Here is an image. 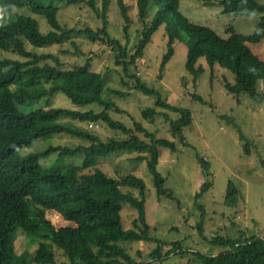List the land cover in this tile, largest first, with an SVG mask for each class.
<instances>
[{"label":"trees","instance_id":"16d2710c","mask_svg":"<svg viewBox=\"0 0 264 264\" xmlns=\"http://www.w3.org/2000/svg\"><path fill=\"white\" fill-rule=\"evenodd\" d=\"M96 1L0 0V8L4 9L3 19H0V264H30V252L21 255L16 252L19 230H23L27 236L44 238L39 242L35 255L42 263H56L52 254L55 247L69 257L71 264H155L154 261L161 264L175 252L182 256L192 255L188 264H195L192 259H196L197 264H264V237L259 236L247 239L214 237L211 242L225 247L223 252L216 255L187 250L180 242L170 243L172 248L166 255L162 253L160 245L142 261L127 252L123 241L160 242L152 235V226L147 219V186L141 177L133 173L125 174L120 179L108 175L96 167L98 157L126 150L147 153L133 160H147L157 193L161 197H172L173 191L165 187L166 177L158 170L159 151L161 146L173 151L178 146L169 139H156L140 123L134 129L114 119L108 110L115 106V102L108 93L130 95L131 92H117L107 87L106 77L96 70V66L93 67L95 56L99 57L101 52L93 50L92 56L84 59L86 53L73 39L83 36L90 42L108 47L115 54L120 73L132 80L133 88L158 97L156 106L166 110L162 114L169 121L172 134L182 139L183 129L192 125V111L170 104L158 90L141 79L138 71V63L152 34L165 25L169 36L161 75L174 54V41L180 40L187 44L185 67L194 80L204 71V67L198 65V60L205 58L211 67L218 65L235 75L234 82H225L229 93L257 97L260 94L258 82H264V58L254 52L252 45L264 41V3L258 0L220 1L224 13L235 16L261 15L255 31L243 34L237 32L234 25L220 33L209 25L190 21L180 11V0H137L140 17L146 16L151 1L157 5L158 11L145 24L137 50L130 54L127 47L108 31L111 0H103L101 10L97 8ZM62 3L85 4L95 10L103 26L97 31L89 26H64L59 19V5ZM119 7L129 22L121 0ZM36 15L45 20V25H49L48 30L42 29ZM66 41H71L76 48L69 56L74 58L73 63L67 64L58 55L38 51ZM28 45L32 49H28ZM2 52L10 53L13 57L4 56ZM65 75H71L68 77L71 88L56 85ZM60 92L74 103L104 104L106 109L81 112L65 107H32L40 99ZM158 113L161 112L155 107L143 110L145 117H154ZM172 113L177 117L172 118ZM74 120L93 125L109 123L116 131L127 136L105 141L87 129L76 127ZM139 132H145L151 140L142 139ZM59 133L89 139L92 144L75 149L52 145L38 152L24 153L39 139ZM240 139L246 140V137L240 133ZM249 143L245 145L246 152H249ZM54 152H59L62 157L83 153V164L70 163L48 168L42 161ZM198 158L205 174L209 175L210 163L202 157ZM212 184L211 180L202 183L196 199H201ZM123 186L138 188L139 195H135L131 189L124 191ZM238 191L231 180L226 194L228 204L236 203ZM125 206L134 211L131 228H125L123 224ZM200 209L204 212L202 205ZM198 227L201 230L200 224Z\"/></svg>","mask_w":264,"mask_h":264},{"label":"rangeland","instance_id":"374dc122","mask_svg":"<svg viewBox=\"0 0 264 264\" xmlns=\"http://www.w3.org/2000/svg\"><path fill=\"white\" fill-rule=\"evenodd\" d=\"M221 0H180V11L190 21L206 24L220 33H224L229 26H235L237 32L243 34L253 33L261 19L260 14H245L235 16L224 13ZM264 3V0H258ZM130 19L127 22L120 10L119 0H111L108 11V31L126 46L129 53L137 50V45L143 37L145 24L150 22L158 11L157 5L150 2L144 18L139 16L137 0H121ZM97 8L102 9L103 0L96 1ZM59 19L66 27L83 28L92 27L96 31L103 26L95 10L89 9L85 4L59 5ZM21 13L24 10L17 9ZM15 12V11H14ZM43 30H48L45 20L36 15ZM83 36L74 37L80 49L84 50V59L92 56L91 51L101 52L95 56L93 67L106 77V86L117 92H131L122 95L110 91L108 96L114 98L115 106L109 113L115 120L124 123L129 128L137 129V123L143 129L154 135L156 139H169L174 141L178 148L161 146L158 170L166 177L165 187L173 191V196H160L149 170L148 161H135L133 158L147 153L135 150L118 151L105 157H98L96 167L101 168L108 175L120 179L125 174L133 173L141 177L147 186L146 212L148 222L152 226V235L157 241H123L122 245L136 260L142 261L152 251L162 245V253L172 248L170 243L180 242L187 250L200 251L216 255L225 250L221 244L211 242L214 237L247 239L252 236L264 237V82L259 80L257 97L245 93L233 95L228 92L225 82L235 81V75L218 65L211 67L205 58L198 60V65L204 67L199 78L194 80L192 74L186 70L188 47L183 41L173 43L174 54L166 63L164 73L161 75L163 57L168 49L169 36L165 25L159 27L151 36L145 47L142 58L138 63L141 79L151 88L158 90L170 104L189 108L192 111V125L185 127L180 136L172 134L171 126L162 112V107L156 106L158 97L145 94L133 88V82L120 73V66L115 62V54L106 46L88 41ZM28 49H32L28 45ZM255 53L264 58V41L253 44ZM71 41L63 44H54L38 51L52 53L61 57L67 64L73 63L74 58L69 56L75 52ZM71 51V52H68ZM4 56L13 57L12 54L2 52ZM60 78L56 85L70 87L68 77ZM198 97V98H197ZM32 107H65L81 112L95 110L100 112L106 109L104 104L93 103L81 105L74 103L65 93H57L52 97L42 98ZM155 107L161 113L154 117L143 116V110ZM117 108H119L117 110ZM174 117L175 113H172ZM76 127H82L95 133L105 141L112 137L123 139L124 135L116 131L109 123H91L74 120ZM242 133L246 140L240 139ZM138 135L147 141L151 140L145 132ZM250 142V143H249ZM249 143V152L245 145ZM92 144L89 139L71 134H50L39 139L24 151L30 154L44 150L49 146H64L71 149L87 147ZM199 157L210 163V174L199 162ZM84 154L62 157L59 152L52 153L42 162L48 168L63 166L70 163L83 164ZM93 167L92 169H94ZM212 181V186L197 200L196 194L201 184ZM238 187L236 203H227L226 194L230 181ZM124 191L131 189L139 195V189L123 186ZM203 206L204 212L200 209ZM124 227L131 228L134 211L124 207ZM203 215V216H202ZM136 216H134L135 218ZM201 225V230L198 225ZM16 252L21 255L30 252V264H71L63 251L53 247L52 254L56 263H42L36 258L39 242L44 238L34 235L27 236L23 230L18 231ZM37 238V240H34ZM49 241V240H46ZM192 255L182 256L177 252L171 254L161 264H188ZM192 263H199L196 259ZM159 264V261H154Z\"/></svg>","mask_w":264,"mask_h":264},{"label":"clouds","instance_id":"9594fccd","mask_svg":"<svg viewBox=\"0 0 264 264\" xmlns=\"http://www.w3.org/2000/svg\"><path fill=\"white\" fill-rule=\"evenodd\" d=\"M15 9H13V11H14ZM3 15H4V9H2V8H0V19H3ZM92 124V123H91ZM96 124H98V123H96ZM95 124V125H96ZM93 125V124H92Z\"/></svg>","mask_w":264,"mask_h":264}]
</instances>
